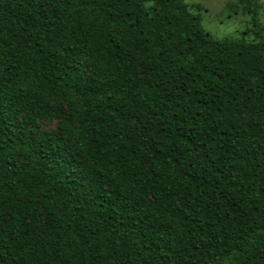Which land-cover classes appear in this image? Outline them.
Here are the masks:
<instances>
[{
	"label": "trees",
	"instance_id": "trees-1",
	"mask_svg": "<svg viewBox=\"0 0 264 264\" xmlns=\"http://www.w3.org/2000/svg\"><path fill=\"white\" fill-rule=\"evenodd\" d=\"M236 3L251 40L184 0H0V264H264L262 4Z\"/></svg>",
	"mask_w": 264,
	"mask_h": 264
},
{
	"label": "rangeland",
	"instance_id": "rangeland-1",
	"mask_svg": "<svg viewBox=\"0 0 264 264\" xmlns=\"http://www.w3.org/2000/svg\"><path fill=\"white\" fill-rule=\"evenodd\" d=\"M193 12H200L201 23L206 31L219 39L245 38L253 39L245 31L250 26V14L242 12L237 0H184ZM259 20L264 27V0ZM199 6V8H198ZM264 35V32H263ZM57 119L48 117L37 121L39 132L56 128Z\"/></svg>",
	"mask_w": 264,
	"mask_h": 264
}]
</instances>
